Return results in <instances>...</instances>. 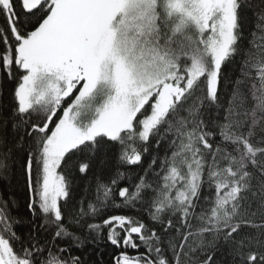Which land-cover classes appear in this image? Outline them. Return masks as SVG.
I'll return each mask as SVG.
<instances>
[{
  "label": "snow or ice",
  "instance_id": "6c2138e0",
  "mask_svg": "<svg viewBox=\"0 0 264 264\" xmlns=\"http://www.w3.org/2000/svg\"><path fill=\"white\" fill-rule=\"evenodd\" d=\"M0 264H264V0H0Z\"/></svg>",
  "mask_w": 264,
  "mask_h": 264
},
{
  "label": "trees",
  "instance_id": "16d2710c",
  "mask_svg": "<svg viewBox=\"0 0 264 264\" xmlns=\"http://www.w3.org/2000/svg\"><path fill=\"white\" fill-rule=\"evenodd\" d=\"M20 195H21V197H23V195H24V190H23L22 187H21V189H20ZM107 251H108L109 254H110V252H111V248H110V246H109V248L107 249Z\"/></svg>",
  "mask_w": 264,
  "mask_h": 264
}]
</instances>
